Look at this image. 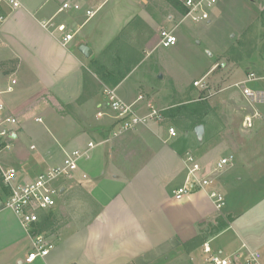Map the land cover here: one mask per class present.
<instances>
[{"label":"crops","instance_id":"crops-1","mask_svg":"<svg viewBox=\"0 0 264 264\" xmlns=\"http://www.w3.org/2000/svg\"><path fill=\"white\" fill-rule=\"evenodd\" d=\"M20 1L22 7L0 23V43L9 51L0 61L16 65L13 74L3 79H17L16 90L2 98L8 110L20 119L5 161L18 168L21 178H32L62 159L65 150L85 148L102 127L112 128L114 124L113 112L110 115L106 111L109 107L102 105L103 90L109 85L118 87L125 78L119 83H107L99 74L102 60L95 68H89L88 58L103 57L122 32L138 33L141 26L172 31L175 24L174 15L165 14L169 9L167 0H83L84 8L76 11H60L66 0ZM110 4L107 15L104 10ZM86 8L97 13L87 19ZM49 19L67 23L76 32L74 39L64 45L59 33L42 26V21ZM82 45H90L89 57L81 52ZM3 79L0 73V80ZM96 80L104 84L103 89L96 86ZM118 94L128 102L137 97H131L127 89ZM27 95H35L34 101L25 104ZM48 98H53L55 104L69 105V111L42 114L41 122L35 115L28 116L26 110L31 103L40 99L46 102ZM20 112L26 115L20 117ZM259 119L260 116L255 125ZM38 123L45 124L51 142H30L27 148L25 138L32 134L30 127ZM125 134L112 142L94 141L95 148L89 158L81 160L79 170L58 182L61 193L57 204L42 213L39 223L40 230L55 246L49 255L32 263L25 260L32 248L29 231L5 207L7 192L0 183V264H206L202 253L206 242L227 254L236 252L242 244L256 243L242 237L238 230L246 212L233 223L218 226V220L227 216L232 207L218 184L224 193L221 208L208 190H195L182 199L175 198V190L187 180L185 157L192 149L190 145L171 136L168 128L154 123ZM199 160L202 164L203 159ZM237 189L231 198H237ZM238 199H242L240 195ZM89 202L93 206L91 214L86 207ZM62 206L69 211V221L61 229L51 228ZM231 230L234 233L228 235ZM217 239L221 241L218 243ZM260 264H264V258Z\"/></svg>","mask_w":264,"mask_h":264},{"label":"rangeland","instance_id":"rangeland-1","mask_svg":"<svg viewBox=\"0 0 264 264\" xmlns=\"http://www.w3.org/2000/svg\"><path fill=\"white\" fill-rule=\"evenodd\" d=\"M81 1L83 0L79 1L82 4ZM167 1L169 9L165 10V14L174 15L175 29L172 32L177 37L175 46L164 47L160 43V29L155 30L151 27L147 29L141 26L138 33L122 32L116 39L117 46L110 50L106 49L103 57L91 60L88 58L86 64L89 68L91 66L95 68L100 64L98 61L102 60L100 66L104 72L103 76L108 80L107 83H111L109 79L119 77L131 64L132 59L138 57L142 62L135 63V65L139 63L135 71L130 75L128 73L117 87L120 94L127 89L131 97H137L133 102L119 97L127 104L136 101V108L140 114L148 113L149 105L163 110L165 119L151 123L166 127L168 131L173 127L177 133L175 137H179L184 144L192 147L188 154L194 155L198 160L203 159L202 166L205 172H212L215 167L213 164L219 158L228 154L234 155L233 163L220 171L212 172L215 185L222 187L232 206L229 214L218 220V226H227L241 213L246 212L240 219L238 230L242 237L256 242L254 245L252 242L247 243L249 246L246 245V248L252 251L263 250L264 103H259L254 108L235 83L243 81L249 72L254 71L262 80L250 83V86L264 90V0H218L209 9L212 17L205 23L195 22L191 18L182 21L186 12L183 0ZM82 6L83 9L84 5ZM87 9L93 8H86L85 11ZM110 10L111 4L105 8L104 13L108 15ZM117 11L121 12L122 9L118 8ZM8 54L7 47L0 43V58ZM14 65L15 62L12 61H0L2 79L13 74ZM135 65L130 69L132 70ZM85 71L89 73L87 69ZM17 76L20 74L17 73ZM96 81V86L99 85L100 89H103L104 84ZM195 81H199L200 84L195 85ZM139 96H142V100H138ZM24 97L26 104L28 100L34 101L35 95ZM104 100L105 103L102 105L110 108L105 96ZM109 108L106 111L111 115L113 110ZM63 109L69 111L70 106L55 104L53 98L50 100L48 98L46 102L40 99L34 104L31 103L26 113L28 116L35 115L41 118L42 114L60 112ZM255 111L260 113L258 123L251 129L245 128L243 126L245 117ZM20 113L22 114L20 117L26 115L24 112ZM200 124L205 127L202 139L195 133V128ZM37 125L30 127L32 134L25 138L24 145L27 148H30V142L41 144L46 140L51 142V135L45 124ZM148 125L150 124L146 126ZM113 127L114 124L112 128L102 127L99 134L92 139L100 143L112 142L120 137L111 133ZM140 127L124 131L122 134L128 135ZM235 189L237 198L233 199L231 196ZM218 190L224 195L221 189ZM239 195L241 200L238 199ZM239 202L242 207H239ZM82 204H85L84 199ZM86 207L91 214L92 202L86 204ZM57 216V221L51 228L61 229L69 221L70 214L62 206L59 207ZM51 230L53 232V229ZM232 233L233 230L227 232L228 235ZM219 241L221 239L216 240L218 243ZM242 245L237 251L242 250ZM262 259L255 264H260ZM239 264H246L245 260Z\"/></svg>","mask_w":264,"mask_h":264},{"label":"built area","instance_id":"built-area-1","mask_svg":"<svg viewBox=\"0 0 264 264\" xmlns=\"http://www.w3.org/2000/svg\"><path fill=\"white\" fill-rule=\"evenodd\" d=\"M218 0H183L186 7L183 19H189L195 22H209L211 19L209 9L212 8ZM22 7L20 0H0V23H3L14 11ZM82 4L77 0H66L62 3L60 11H76L82 9ZM96 10L87 9V19L94 16ZM42 26L52 33H59L61 42L64 45L69 44L75 37L73 31L67 23H59L53 19L42 21ZM160 43L164 47H170L177 44V37L172 31L163 29L160 31ZM261 79L254 71L249 72L246 79L235 83L241 89V93L247 101L256 107L259 103H264V90L254 89L249 83ZM195 81V85H199ZM17 79L8 78L0 80V179L3 182L7 192L5 207L12 210L28 229L32 239V248L26 256V262L32 263L39 257H46L54 248V241L39 228L42 219V213L54 208L57 204V198L61 193V187L58 182L61 179L69 178L79 170L82 159L89 158L96 146L94 141L88 142L85 148H76L65 150L62 159L57 163L51 164L40 171L32 178H21L18 168L5 161V154L13 146L16 139V132L20 126L19 118L11 113L2 96L11 94L15 91ZM104 96L108 106L114 112V135H121L124 131L135 130L142 125L150 124L155 121L165 119L163 110H159L149 105V112L140 114L136 108V101L132 104L125 103L118 95L116 86H108L104 89ZM138 100H142L139 96ZM260 116L258 111L245 117L243 126L253 128L255 120ZM37 121H42L37 118ZM171 136H176L173 127L169 128ZM34 147V146H33ZM234 161V155L228 154L222 157L215 165L212 172L220 171ZM185 162L188 167V176L185 185L175 190V198L182 199L187 193L195 190H208L209 195L214 199L218 208L224 205V196L218 190L214 183L212 172L205 173L200 161L192 154H188ZM200 172V174H198ZM202 253L206 264H239L245 260L246 264L258 263L264 256V249L252 251L242 245V250L232 254L223 251L214 250L209 242L203 245Z\"/></svg>","mask_w":264,"mask_h":264},{"label":"trees","instance_id":"trees-1","mask_svg":"<svg viewBox=\"0 0 264 264\" xmlns=\"http://www.w3.org/2000/svg\"><path fill=\"white\" fill-rule=\"evenodd\" d=\"M117 42H118V40H114L113 41V43L107 48V50H110V49H113L115 46H117ZM132 55V54H131ZM138 57H134L133 59H132V62H131V64L130 65H128L127 67H126V69H125V71H123L122 73H121V75L119 76V77H113L112 79H109V81H111V82H115V83H119L130 71H131V67H132V65H135V63H137V62H139L140 61V59H138ZM104 72H102V70L100 71V73L99 74H101V76H103L104 74H103ZM103 78H104V76H103ZM105 79V78H104ZM106 80V79H105ZM106 81H108V80H106ZM0 183H1V185L4 187V189L6 190V188H5V186L3 185V182H2V180L0 179ZM40 227V226H39Z\"/></svg>","mask_w":264,"mask_h":264},{"label":"water","instance_id":"water-1","mask_svg":"<svg viewBox=\"0 0 264 264\" xmlns=\"http://www.w3.org/2000/svg\"><path fill=\"white\" fill-rule=\"evenodd\" d=\"M80 50H81V52H82L86 57H89L90 54H91V48H90L89 46H87V45H82V46L80 47ZM160 77H162V76H160ZM195 133H196V135H197L200 139H202V137H203V135H204V133H205V127H204V125H203V124L198 125V126L195 128Z\"/></svg>","mask_w":264,"mask_h":264}]
</instances>
